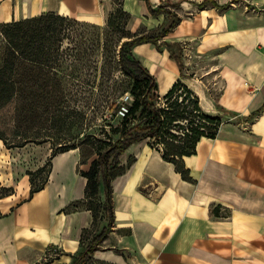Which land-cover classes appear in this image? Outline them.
<instances>
[{
	"label": "crops",
	"instance_id": "obj_1",
	"mask_svg": "<svg viewBox=\"0 0 264 264\" xmlns=\"http://www.w3.org/2000/svg\"><path fill=\"white\" fill-rule=\"evenodd\" d=\"M163 1L170 0L149 3L155 8ZM176 1L181 21L163 40L181 45L186 77L180 78L165 49L148 43L132 53L155 77L160 96L180 80L205 113L221 116L224 123L215 139L200 140L196 154L184 158L194 183L182 180L145 142L124 151L119 161L125 170L111 181L114 226L93 259L106 264H264V0H214L225 9L209 4L199 9L203 0ZM122 7L131 16V31L146 27L144 21L148 30L165 21L151 17L144 2L123 0ZM116 8L114 0H0V23L54 12L99 24ZM12 152L0 141V162ZM80 161L78 149L55 155L47 182L31 197L25 172H0L2 185L20 188L0 199V264H70L105 226L102 215L94 222L87 209L67 210L85 198L87 180L80 171L89 164ZM98 197L103 203V183ZM210 205L230 215L210 218ZM52 249L58 255L48 260L45 254Z\"/></svg>",
	"mask_w": 264,
	"mask_h": 264
},
{
	"label": "trees",
	"instance_id": "obj_2",
	"mask_svg": "<svg viewBox=\"0 0 264 264\" xmlns=\"http://www.w3.org/2000/svg\"><path fill=\"white\" fill-rule=\"evenodd\" d=\"M137 1L145 3L151 17L164 16L165 21L153 29L145 28L141 33L127 31L131 36L116 44L115 60L122 74L131 82L128 93L132 101L111 105V117H120L118 126L110 128L114 138H108L97 148L96 159L90 162L88 170L80 171L87 180L85 198L72 203L67 210L87 209L91 211L94 222L102 215L106 224L72 258L70 264H85L93 260V254L100 250L102 241L114 226L111 181L124 172L119 158L128 147L145 142L165 162L174 166L182 180L194 183L185 168L184 158L196 154L200 140L215 139L224 123L221 116L205 113L198 97L180 80H176L163 96L158 94L155 77L134 57L132 49L148 43L155 45L158 51L164 48L178 68L180 78L186 77L181 45L163 40L181 20L175 11L163 4L152 8L149 0ZM114 2L117 8L108 16L104 29L54 12L0 23V141L6 149L50 142L53 133L79 124L84 114L76 110L80 75L75 64L91 72L83 82L85 87H91L94 84L93 72L96 74L102 62L104 65L112 62L113 30L119 28L115 18L123 15L130 18L122 10L121 3ZM208 4L219 7L214 0H203L197 7L202 9ZM226 6L219 8L225 9ZM173 9H177V5H173ZM80 28L91 32H79ZM65 41L68 46L62 48ZM62 141L57 150L52 151L50 161L58 153L78 149L74 139ZM80 163L83 165L86 161L81 160ZM48 173L41 185L30 191L29 197L43 188ZM101 183L104 186L103 203L98 197ZM10 194V188L0 187V199ZM221 209L210 205V218L230 215V212L220 213ZM57 255L56 250H50L45 258L52 260Z\"/></svg>",
	"mask_w": 264,
	"mask_h": 264
},
{
	"label": "rangeland",
	"instance_id": "obj_3",
	"mask_svg": "<svg viewBox=\"0 0 264 264\" xmlns=\"http://www.w3.org/2000/svg\"><path fill=\"white\" fill-rule=\"evenodd\" d=\"M121 3L122 8V1L117 0ZM191 1V0H187ZM217 2H234L238 3L243 0H216ZM251 1V0H246ZM161 4L167 6L170 10L174 11L173 5H177L178 3L176 0L170 1H163ZM123 10V8H122ZM124 11V10H123ZM126 12V11H124ZM142 17L139 16L141 20H144ZM131 18V16H130ZM130 18L128 19L127 16L123 15L121 18H115V24L119 28H114L113 30V42H114V54H112V62L110 65H104V62L100 64V68L97 70L96 74L95 71L93 72L94 84H91V87H85L83 82L85 81L86 77L91 73L88 71L87 68L82 66H77L78 74L80 75V84L78 85V94L76 99L78 103L76 104V110L78 112H82L84 116L80 117L79 124L75 125L72 128L64 127L62 131H58L52 134V139L50 142L40 144V145H27L19 150L15 149H7V151L12 152V156H6V159L0 162V172L3 170L9 171L14 169H21L22 173L25 172V175L28 176L29 180V194L30 191L37 186H40L41 183L45 180L46 175L49 170L50 160L49 157L52 154V151L57 150L60 146V142L63 139H71L75 140V144L78 146V149L81 151V160L86 161V164H90V162L96 159V151L99 146L103 142H106L108 138L113 139L114 134L111 132V127L118 126L120 121V117L112 116L111 117V105L113 104H121L123 102H131V96L128 93L130 90L131 82L130 80L122 74L120 67L118 66L115 60V54L117 46L116 44L119 41H123L129 38L131 35L127 33L136 32L141 33L144 29H147L148 24L146 21V27L140 26L136 31H131L130 28ZM109 17H107L104 22L95 24L89 23L95 26H98L101 29L106 28L107 21ZM84 22V21H79ZM116 26V27H117ZM79 32L90 34L91 31L80 28ZM68 43L65 41L62 45V48H66ZM161 47H164L161 45ZM164 49V48H163ZM204 63H210V61H203ZM77 88V87H76ZM74 88L75 90H77ZM76 94V93H75ZM214 94V91H213ZM3 152L6 151L1 147ZM36 151L38 153H36ZM6 153V152H5ZM7 154V153H6ZM85 164V165H86ZM3 173V172H2ZM0 187L3 188H10L11 195L18 194L20 192V188H17L16 185L7 186L2 185L0 183ZM8 197V196H7ZM24 199V198H20ZM96 202V199L94 203ZM93 203V204H94ZM93 206V205H92ZM58 252V249H52ZM51 250V251H52ZM85 264H100L96 262L94 259L89 260Z\"/></svg>",
	"mask_w": 264,
	"mask_h": 264
},
{
	"label": "built area",
	"instance_id": "obj_4",
	"mask_svg": "<svg viewBox=\"0 0 264 264\" xmlns=\"http://www.w3.org/2000/svg\"><path fill=\"white\" fill-rule=\"evenodd\" d=\"M52 251H55V250H52Z\"/></svg>",
	"mask_w": 264,
	"mask_h": 264
}]
</instances>
